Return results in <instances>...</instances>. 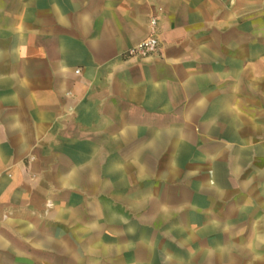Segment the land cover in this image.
<instances>
[{"label":"crops","instance_id":"1","mask_svg":"<svg viewBox=\"0 0 264 264\" xmlns=\"http://www.w3.org/2000/svg\"><path fill=\"white\" fill-rule=\"evenodd\" d=\"M152 203L204 218L206 264H264V0H0V264L146 232Z\"/></svg>","mask_w":264,"mask_h":264},{"label":"rangeland","instance_id":"2","mask_svg":"<svg viewBox=\"0 0 264 264\" xmlns=\"http://www.w3.org/2000/svg\"><path fill=\"white\" fill-rule=\"evenodd\" d=\"M152 204L150 215L146 218L149 225L146 232L118 234L115 239L102 237L105 247L101 248L67 252L60 247L44 255L35 250L32 255L48 257L51 260L48 264H206L207 257L214 260L221 256L220 249L206 248V235L200 230L199 222L203 217L193 218L196 223L190 225L186 217L161 216L160 210L156 215L155 203ZM194 224L196 230L189 231ZM217 236L219 238L220 234ZM86 244H92V238L87 237Z\"/></svg>","mask_w":264,"mask_h":264},{"label":"built area","instance_id":"3","mask_svg":"<svg viewBox=\"0 0 264 264\" xmlns=\"http://www.w3.org/2000/svg\"><path fill=\"white\" fill-rule=\"evenodd\" d=\"M157 18L150 16L148 20L149 33L140 42L129 48L126 56L135 59H144L154 56L158 52V38L156 35Z\"/></svg>","mask_w":264,"mask_h":264}]
</instances>
